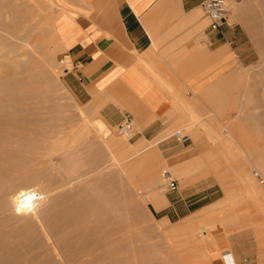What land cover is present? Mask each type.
Returning <instances> with one entry per match:
<instances>
[{"label": "rangeland", "instance_id": "374dc122", "mask_svg": "<svg viewBox=\"0 0 264 264\" xmlns=\"http://www.w3.org/2000/svg\"><path fill=\"white\" fill-rule=\"evenodd\" d=\"M75 1L92 0H0V264H264V0H226L240 61L179 103L161 137L193 153L175 167L134 130L85 125L99 117L65 85L55 32L86 13Z\"/></svg>", "mask_w": 264, "mask_h": 264}, {"label": "crops", "instance_id": "0c3cea01", "mask_svg": "<svg viewBox=\"0 0 264 264\" xmlns=\"http://www.w3.org/2000/svg\"><path fill=\"white\" fill-rule=\"evenodd\" d=\"M203 1H75L86 13L55 27L76 65L62 75L75 98L109 126L131 117L135 140L154 141L172 167L193 153L190 144L161 137L185 120L179 103L217 88L240 61L242 45L228 42L237 41L233 25L210 30Z\"/></svg>", "mask_w": 264, "mask_h": 264}, {"label": "built area", "instance_id": "2783aa9c", "mask_svg": "<svg viewBox=\"0 0 264 264\" xmlns=\"http://www.w3.org/2000/svg\"><path fill=\"white\" fill-rule=\"evenodd\" d=\"M204 16L208 20V28L210 30L222 32V27L226 23L227 2L226 0H204L201 4ZM76 65L68 53H63L58 60V69L63 74L74 71ZM133 130L131 117H125L118 125L117 132L122 136L130 137ZM175 138L180 142H185L188 139V134L177 130L174 132ZM160 176L168 191L174 192L178 189L177 180L167 169H162ZM255 176L258 173L255 172ZM262 180V179H261Z\"/></svg>", "mask_w": 264, "mask_h": 264}, {"label": "bare ground", "instance_id": "6f19581e", "mask_svg": "<svg viewBox=\"0 0 264 264\" xmlns=\"http://www.w3.org/2000/svg\"><path fill=\"white\" fill-rule=\"evenodd\" d=\"M5 46V45H4ZM45 47V46H44ZM11 65V64H10ZM11 68V67H10ZM9 70V69H8ZM98 121H96V123H94V124H91V125H89V124H87V123H85V125L86 126H91V128L93 129V131L95 132V134L96 135H99V134H102L101 132H104L106 129H107V124L101 119V118H99V119H97ZM5 133V132H4ZM8 133V132H7ZM6 133V134H7ZM19 134H20V132H19ZM5 135V134H4ZM104 135V134H103ZM102 136V135H101ZM100 136V137H101ZM2 137V136H1ZM0 137V138H1ZM8 137V136H7ZM7 137H5V138H7ZM10 137V136H9ZM9 137H8V139H9ZM4 138V139H5ZM7 139V140H8ZM6 140V141H7ZM14 140V139H13ZM40 140V139H39ZM180 142V141H179ZM6 145L8 144L7 142L5 143ZM11 144V143H10ZM6 145H4V146H0V152L1 151H5L6 149H8V145L6 146ZM16 145V144H15ZM27 145V144H26ZM36 150L38 149L37 147L35 148ZM9 150V149H8ZM16 151V150H15ZM24 152H25V150H23ZM17 152V151H16ZM19 152V151H18ZM21 152V151H20ZM37 152V151H36ZM36 156V155H35ZM22 158H23V156H22ZM1 159V158H0ZM0 161H2V160H0ZM4 161H6V160H4ZM13 162V161H12ZM3 165H4V167H5V164L4 163H2ZM19 164V163H18ZM0 165H1V163H0ZM15 165H17V164H15ZM2 166V165H1ZM19 167V166H18ZM51 168V167H50ZM9 170V169H8ZM2 182V181H1ZM167 189V188H166ZM15 192V191H14ZM17 192V191H16ZM19 192V191H18ZM21 192H23V194L25 193V191H24V189L22 190H20V193ZM27 192V191H26ZM17 195V194H16ZM16 195H14L13 197H15ZM12 196V195H11ZM21 196H22V194H18L15 198L16 199H14V202H15V200H20L21 199ZM33 199H34V201H36L37 199H38V194L36 193V194H34L33 195ZM11 200V199H10ZM256 200V199H255ZM17 201H16V203H17ZM10 202V201H9ZM12 202V201H11ZM14 202H12L13 204H14ZM16 205V204H15ZM12 206V205H11ZM14 208V207H13ZM17 208V207H16ZM33 211V210H32ZM12 213V212H11ZM66 228V227H65ZM75 231V230H74ZM79 231V230H78ZM66 233V232H65ZM52 234V233H51ZM64 234V233H63ZM201 234L202 235H205V231H201ZM72 235V234H71ZM64 236V235H63ZM67 239V238H66ZM64 240H62V242H63ZM56 244V243H55ZM66 244V243H65ZM67 245V244H66ZM67 251V250H66ZM70 251V250H69ZM72 252V251H71ZM229 252V251H228ZM228 252H225V253H223V255H224V257L225 258H231V256H230V254H231V252H230V254L228 253ZM97 255V254H96ZM224 258V259H225ZM81 260V259H80ZM223 260V259H222ZM76 261V260H75ZM92 262H93V260H92ZM78 264V263H77Z\"/></svg>", "mask_w": 264, "mask_h": 264}]
</instances>
